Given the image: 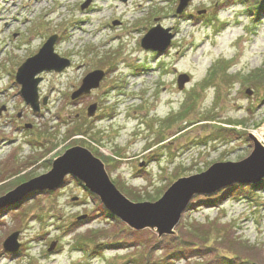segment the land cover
I'll return each instance as SVG.
<instances>
[{"label": "rangeland", "instance_id": "obj_1", "mask_svg": "<svg viewBox=\"0 0 264 264\" xmlns=\"http://www.w3.org/2000/svg\"><path fill=\"white\" fill-rule=\"evenodd\" d=\"M86 1L0 0V198L74 147L134 204L264 148L262 0H190L181 14V0ZM157 27L172 36L161 54L142 46ZM54 35L70 66L38 74L35 112L16 76ZM174 232L129 227L70 174L0 208V264H264V179L195 194Z\"/></svg>", "mask_w": 264, "mask_h": 264}, {"label": "water", "instance_id": "obj_2", "mask_svg": "<svg viewBox=\"0 0 264 264\" xmlns=\"http://www.w3.org/2000/svg\"><path fill=\"white\" fill-rule=\"evenodd\" d=\"M88 0L82 9L90 4ZM190 0H181L177 14H181ZM264 3V0H262ZM159 36V37H158ZM165 36V38L163 37ZM57 37L54 36L44 45L40 53L28 60L19 70L17 80L22 84V96L32 106L35 112L39 111V97L37 88L41 81L35 78L43 71H62L69 66V61L58 57L53 51ZM172 36L161 27L153 29L143 40V48L164 53L171 44ZM46 60L41 67L35 63ZM53 61L54 63H52ZM51 62V63H50ZM34 64V65H33ZM104 77L103 71H96L87 75L81 88L72 96L76 98L82 93H89L98 86ZM187 78L183 75L179 81L183 84ZM93 109L89 114L93 113ZM255 140L256 150L248 159L238 163H218L212 165L203 173L178 179L173 183L163 196L154 203L134 204L126 199L111 182L104 164L95 158L90 151L82 147L67 150L61 157L53 162L52 170L28 183L22 184L14 191L0 198V208L7 207L27 192L36 189H54L58 187L67 175L72 174L82 179L88 188L100 196L105 206L122 218L129 227L155 229L159 236L175 235L174 228L179 223L183 212L187 209L195 194L218 191L234 181H248L257 183L264 178V148ZM260 167H256V166ZM14 239L5 243V250L12 251L10 244Z\"/></svg>", "mask_w": 264, "mask_h": 264}, {"label": "bare ground", "instance_id": "obj_3", "mask_svg": "<svg viewBox=\"0 0 264 264\" xmlns=\"http://www.w3.org/2000/svg\"><path fill=\"white\" fill-rule=\"evenodd\" d=\"M258 139H260L259 137H257ZM261 140V139H260ZM262 141V140H261Z\"/></svg>", "mask_w": 264, "mask_h": 264}]
</instances>
